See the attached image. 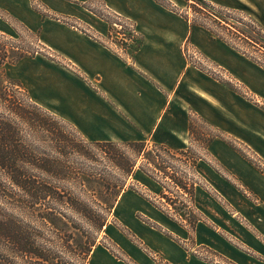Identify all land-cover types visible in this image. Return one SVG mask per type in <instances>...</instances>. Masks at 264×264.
<instances>
[{
	"label": "rangeland",
	"instance_id": "1",
	"mask_svg": "<svg viewBox=\"0 0 264 264\" xmlns=\"http://www.w3.org/2000/svg\"><path fill=\"white\" fill-rule=\"evenodd\" d=\"M194 28L230 48L231 66L200 49L203 38H192ZM78 36L132 66L146 39L170 46L169 38H177L184 66L205 84L226 86V104L215 101L216 109L208 110L183 88L175 106L195 105L206 115L191 112L189 133L172 143L155 141L119 113L112 134L123 140L115 144L124 157L113 162L126 169L135 164L126 177L64 117L78 113V94L87 86L100 93L99 78L91 80L63 54L72 46L80 61L77 52L91 50ZM3 47L10 63L2 70L49 114L51 133L21 126L37 198L30 203L17 193L24 204L3 202L0 215L30 225L38 244L51 250L42 253L47 260L80 264L82 248L96 238L84 264H142L145 258L149 264H264V0H0ZM60 134L65 141L56 140ZM128 142H145L144 152L124 147ZM76 146L83 155L74 154ZM118 179L124 191L99 231L100 206H108L101 190ZM93 252L105 257L97 263Z\"/></svg>",
	"mask_w": 264,
	"mask_h": 264
},
{
	"label": "crops",
	"instance_id": "2",
	"mask_svg": "<svg viewBox=\"0 0 264 264\" xmlns=\"http://www.w3.org/2000/svg\"><path fill=\"white\" fill-rule=\"evenodd\" d=\"M190 31L196 41L200 37L203 38L200 49L209 58L223 66H231V51L225 43L207 38L205 34H200L198 28ZM78 37L88 41L91 50L82 51L81 48L77 52L78 55L75 54L79 56L80 61L74 57L72 46L69 49L65 47L67 51L63 54L88 78L91 80L99 78L100 93L92 91L87 86L83 93L78 94V113L70 115L71 117L66 113L64 117L91 141H123L112 134L115 127L113 121L120 120L119 113L122 115L121 119L130 120V124L131 122L137 124L143 133L150 134L157 142L172 143L180 140L183 135L189 133L188 115L190 116L191 112L206 115L202 110L196 109L195 105H190L189 108L175 106L180 100L183 101V88L188 89L197 99L196 103L210 108L208 110L216 109L215 101L220 102L222 106L226 104V86L205 84L203 80L199 81L194 70L187 65L184 66L182 56L177 55V38H169L170 46L163 40L150 42L146 39L137 52L135 64L132 66L97 41L88 37ZM147 48H150L148 52ZM126 123L128 124L127 121ZM126 130L127 135L134 136L133 130L129 128ZM141 140L145 139L128 138L126 141ZM91 257L99 263L105 255L93 252ZM147 261L145 258L142 264H149Z\"/></svg>",
	"mask_w": 264,
	"mask_h": 264
},
{
	"label": "trees",
	"instance_id": "3",
	"mask_svg": "<svg viewBox=\"0 0 264 264\" xmlns=\"http://www.w3.org/2000/svg\"><path fill=\"white\" fill-rule=\"evenodd\" d=\"M155 1L158 3V0ZM183 1L188 2L189 0ZM199 4L200 3H195L194 5L199 6ZM202 4L206 6L209 5L204 1ZM170 5L172 6V4ZM170 5H164L163 7L170 8ZM204 10L208 13V15L215 17V14L211 11L208 12L207 8ZM184 18L190 21L188 15H185ZM4 47L3 50H0V172L4 174L1 176L5 178V180L0 181V186L5 188V190L0 193V204L3 202L7 204L10 203L8 201H12L13 203L11 205L16 207L17 205H22V203L25 202V200H20L21 195H18L17 193L22 194L23 198L28 199L27 202L30 203L32 200L37 198L36 179L27 168L28 166H32V162L30 161L32 158H29V156L24 154L25 147L29 145L21 126L25 125L34 132L37 131L44 133V131H46L49 135L51 130L45 129V127L49 128L46 122L47 118H50V116L47 112H44L37 104H35L31 98L22 94L24 91L23 88L20 85L15 84V82H12L8 78L6 72L2 70L6 64L10 63L8 61V50ZM20 57L21 58L19 59L23 58L22 56ZM63 127L66 126L63 125ZM56 140L59 142L65 141L63 134H60L59 138L57 135ZM80 144H82V142L78 143V145ZM94 144H96L98 153L108 155L107 159L113 163L117 169L122 171L126 177L129 176L135 169V164H132L130 161L128 162V169L125 167L122 168L119 162H113L118 154L120 159H123L121 157H124V152L120 151V147L117 146L115 142H97ZM144 144L145 142H128L124 147H138L140 148L139 152H144ZM76 147L77 150L74 151V154L79 156L83 155L81 151H78L80 146ZM187 153L188 151L178 152L180 155ZM87 156H90L89 152ZM115 181L116 182L113 185L111 184L112 182H109L108 185L104 186L103 190H101V195H103L102 197L105 198L106 196L105 204L108 206L107 208L100 206L101 209H105V212L100 217L97 227L99 231L106 226L107 215L115 208L118 199L124 191L123 190L121 192L122 185L120 180L118 179ZM193 190L194 187L192 186L190 191L191 196L194 194ZM7 193L10 195L13 194V196L10 197ZM47 196L49 195H46L45 197ZM0 208H2V205H0ZM44 220L51 221L48 220L47 217H45ZM31 231L32 227L24 223L22 220H19L16 216L10 213L5 214L4 216L0 215V264L52 263L42 254L44 251L51 252V250L47 249L44 245L38 244L36 236L33 238ZM95 243L96 238H93L86 244V247L82 248L83 250L80 264H84L90 257ZM55 262L52 264H55ZM64 264L72 263L64 262Z\"/></svg>",
	"mask_w": 264,
	"mask_h": 264
}]
</instances>
